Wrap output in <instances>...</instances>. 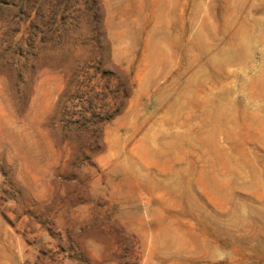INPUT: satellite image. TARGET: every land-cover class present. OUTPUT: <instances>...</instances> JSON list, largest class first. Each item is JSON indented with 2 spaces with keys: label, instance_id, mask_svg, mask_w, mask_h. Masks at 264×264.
<instances>
[{
  "label": "rangeland",
  "instance_id": "1",
  "mask_svg": "<svg viewBox=\"0 0 264 264\" xmlns=\"http://www.w3.org/2000/svg\"><path fill=\"white\" fill-rule=\"evenodd\" d=\"M0 264H264V0H0Z\"/></svg>",
  "mask_w": 264,
  "mask_h": 264
}]
</instances>
